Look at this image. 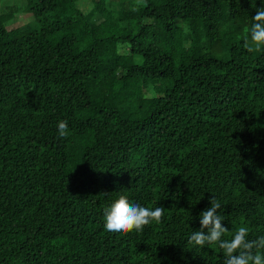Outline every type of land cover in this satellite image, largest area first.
<instances>
[{"label": "trees", "instance_id": "16d2710c", "mask_svg": "<svg viewBox=\"0 0 264 264\" xmlns=\"http://www.w3.org/2000/svg\"><path fill=\"white\" fill-rule=\"evenodd\" d=\"M260 7L24 0V30L0 15V264H223L188 243L212 196L224 239L264 236V46L245 47ZM121 195L161 222L106 232Z\"/></svg>", "mask_w": 264, "mask_h": 264}, {"label": "clouds", "instance_id": "9594fccd", "mask_svg": "<svg viewBox=\"0 0 264 264\" xmlns=\"http://www.w3.org/2000/svg\"><path fill=\"white\" fill-rule=\"evenodd\" d=\"M252 21L245 37V47L249 52L259 51L264 46V7L257 9ZM58 134L61 138L67 137V121H59ZM209 204L210 207L200 213V229L192 232L188 243L200 247L206 244L217 245L223 252V264H264V236L248 239V228L240 226L234 230L230 239H224V234L228 233L229 229L222 224L223 217L218 214L221 203L212 196ZM163 215L162 206L155 208L141 206L131 203L126 196L121 195L104 209L103 226L106 232L127 234L142 231L153 221L160 223Z\"/></svg>", "mask_w": 264, "mask_h": 264}, {"label": "rangeland", "instance_id": "374dc122", "mask_svg": "<svg viewBox=\"0 0 264 264\" xmlns=\"http://www.w3.org/2000/svg\"><path fill=\"white\" fill-rule=\"evenodd\" d=\"M79 8L90 13L92 6L89 1L81 2ZM0 15H5L4 25L8 29H27L33 25L32 15L24 10V0H0Z\"/></svg>", "mask_w": 264, "mask_h": 264}]
</instances>
